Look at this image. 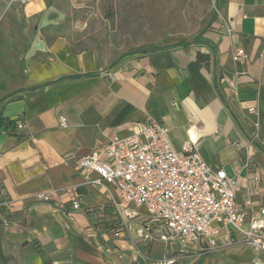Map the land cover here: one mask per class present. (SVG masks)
<instances>
[{
  "label": "crops",
  "instance_id": "0c3cea01",
  "mask_svg": "<svg viewBox=\"0 0 264 264\" xmlns=\"http://www.w3.org/2000/svg\"><path fill=\"white\" fill-rule=\"evenodd\" d=\"M53 2L0 0V20L8 3L33 19ZM215 4L201 42L132 51L110 63L57 35L31 39L24 60L11 66L10 47L0 42V201H8L0 210V264H26L28 254L41 264H125L135 248L141 255L132 264L160 256L161 241L137 237L145 223L121 226L111 204L120 201L116 189L108 193L74 165L148 118L168 128L176 151L191 140L206 162L236 176L238 201L264 207V0ZM238 48L246 52L241 61L232 57ZM16 117L25 124L19 131ZM45 191H57L56 201L35 199ZM230 237L233 244L207 254L175 250V264H264V252L239 232Z\"/></svg>",
  "mask_w": 264,
  "mask_h": 264
},
{
  "label": "built area",
  "instance_id": "2783aa9c",
  "mask_svg": "<svg viewBox=\"0 0 264 264\" xmlns=\"http://www.w3.org/2000/svg\"><path fill=\"white\" fill-rule=\"evenodd\" d=\"M245 56V50L238 48L232 57L241 61ZM248 110L256 111L254 106ZM59 123L64 124L65 119L60 117ZM13 125L16 131L25 127L18 117ZM74 165L87 176L94 173L90 182L103 186L108 193L116 189L120 201L112 197L111 204L118 211L121 226L137 217L140 209L145 211L148 223L137 230V237L164 244L163 253L151 258L150 264H175V250L207 254L231 245L230 231L239 232L241 242L264 252V207L254 209L250 199L238 201L237 177L206 162L191 140L184 142L181 152L176 151L168 128L155 118L135 123L125 135L110 137L91 154L75 159ZM75 194L70 199L73 210L79 208ZM34 196L53 202L58 193L45 191ZM7 203L0 201V206ZM140 255L135 248L125 264H132ZM254 264L261 263L256 259Z\"/></svg>",
  "mask_w": 264,
  "mask_h": 264
},
{
  "label": "rangeland",
  "instance_id": "374dc122",
  "mask_svg": "<svg viewBox=\"0 0 264 264\" xmlns=\"http://www.w3.org/2000/svg\"><path fill=\"white\" fill-rule=\"evenodd\" d=\"M7 9L0 20V42L10 47L13 66L24 60L31 39L48 43L57 35L65 36L76 49L94 51L103 63L127 52L191 40L211 20L216 4L215 0H54L33 19H24L20 7L8 3ZM46 29L51 35L43 32ZM133 219L148 220L144 214ZM24 261L41 264L29 254Z\"/></svg>",
  "mask_w": 264,
  "mask_h": 264
},
{
  "label": "trees",
  "instance_id": "16d2710c",
  "mask_svg": "<svg viewBox=\"0 0 264 264\" xmlns=\"http://www.w3.org/2000/svg\"><path fill=\"white\" fill-rule=\"evenodd\" d=\"M205 28H206V26L200 31V32H198L195 36H193L192 37V39L191 40H181V41H179V42H177L176 44H184V45H187V44H191V43H199V42H201L202 41V34L204 33V30H205ZM158 49H162V47L161 46H159V47H153V48H147V49H141V50H137V52L139 51V52H146V51H154V50H158ZM132 52V51H131ZM127 53H130V52H127ZM126 53V54H127ZM197 56L198 57H200V53H197ZM0 122H2V118H0ZM6 124L8 123V121H4ZM79 189H77V191H78ZM79 192V191H78ZM76 193V192H75ZM4 200H6V199H4ZM3 207V205L2 206H0V210H2L1 208ZM93 210V209H92ZM146 216V215H145ZM146 218H148V216H146ZM142 223H148V220H144V221H142Z\"/></svg>",
  "mask_w": 264,
  "mask_h": 264
}]
</instances>
